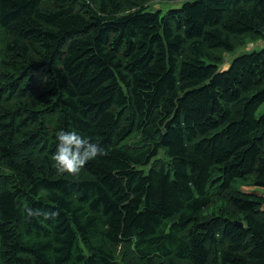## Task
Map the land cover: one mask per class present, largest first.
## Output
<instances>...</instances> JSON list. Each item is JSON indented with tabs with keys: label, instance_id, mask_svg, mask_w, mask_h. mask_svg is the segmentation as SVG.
<instances>
[{
	"label": "trees",
	"instance_id": "trees-1",
	"mask_svg": "<svg viewBox=\"0 0 264 264\" xmlns=\"http://www.w3.org/2000/svg\"><path fill=\"white\" fill-rule=\"evenodd\" d=\"M150 1L0 0V264H264V0Z\"/></svg>",
	"mask_w": 264,
	"mask_h": 264
},
{
	"label": "clouds",
	"instance_id": "clouds-1",
	"mask_svg": "<svg viewBox=\"0 0 264 264\" xmlns=\"http://www.w3.org/2000/svg\"><path fill=\"white\" fill-rule=\"evenodd\" d=\"M57 139L59 144L52 160L55 162L56 170L61 174L78 175L88 161L95 159L98 155L105 154L98 144L77 132L61 130ZM38 214L29 210V215Z\"/></svg>",
	"mask_w": 264,
	"mask_h": 264
},
{
	"label": "rangeland",
	"instance_id": "rangeland-1",
	"mask_svg": "<svg viewBox=\"0 0 264 264\" xmlns=\"http://www.w3.org/2000/svg\"><path fill=\"white\" fill-rule=\"evenodd\" d=\"M184 0H152L149 2V8L147 10H156V9H161L163 11L168 10L170 7L173 6H178L183 3ZM262 47H264V42L261 39H252V38H247L243 40L242 44L235 50H232L230 52L227 51H220L217 50L215 53L220 55V57L223 60L221 69H227L231 63V61L238 55L245 53V52H250L253 50H259ZM264 112V104L260 107L259 113ZM256 177L254 174L248 175L245 178H237L234 180L232 186L233 189L235 190H240L243 192H248V193H254V194H259L264 196V187L258 186L255 181ZM222 202H216L212 204L208 209L205 210L206 213L213 214L218 210V208L221 206Z\"/></svg>",
	"mask_w": 264,
	"mask_h": 264
},
{
	"label": "water",
	"instance_id": "water-1",
	"mask_svg": "<svg viewBox=\"0 0 264 264\" xmlns=\"http://www.w3.org/2000/svg\"><path fill=\"white\" fill-rule=\"evenodd\" d=\"M240 224H242V223H240Z\"/></svg>",
	"mask_w": 264,
	"mask_h": 264
},
{
	"label": "crops",
	"instance_id": "crops-1",
	"mask_svg": "<svg viewBox=\"0 0 264 264\" xmlns=\"http://www.w3.org/2000/svg\"><path fill=\"white\" fill-rule=\"evenodd\" d=\"M264 42V41H263Z\"/></svg>",
	"mask_w": 264,
	"mask_h": 264
}]
</instances>
